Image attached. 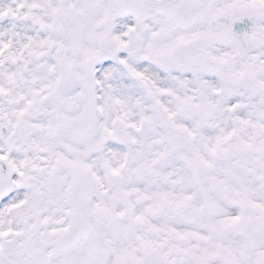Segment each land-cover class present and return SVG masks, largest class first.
Segmentation results:
<instances>
[{
	"label": "snow or ice",
	"instance_id": "1",
	"mask_svg": "<svg viewBox=\"0 0 264 264\" xmlns=\"http://www.w3.org/2000/svg\"><path fill=\"white\" fill-rule=\"evenodd\" d=\"M0 264H264V0H0Z\"/></svg>",
	"mask_w": 264,
	"mask_h": 264
}]
</instances>
